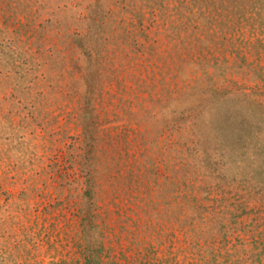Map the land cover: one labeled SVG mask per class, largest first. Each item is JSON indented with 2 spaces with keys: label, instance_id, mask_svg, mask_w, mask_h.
I'll return each instance as SVG.
<instances>
[{
  "label": "rangeland",
  "instance_id": "rangeland-1",
  "mask_svg": "<svg viewBox=\"0 0 264 264\" xmlns=\"http://www.w3.org/2000/svg\"><path fill=\"white\" fill-rule=\"evenodd\" d=\"M258 105L264 0H0V264H264Z\"/></svg>",
  "mask_w": 264,
  "mask_h": 264
},
{
  "label": "trees",
  "instance_id": "trees-1",
  "mask_svg": "<svg viewBox=\"0 0 264 264\" xmlns=\"http://www.w3.org/2000/svg\"><path fill=\"white\" fill-rule=\"evenodd\" d=\"M253 73L255 74L257 72L255 70H253ZM258 75H259V73H258ZM258 78L260 79V75L258 76ZM262 80H263V78H262ZM210 91H211L210 95L212 96L214 101H221V102L227 101V104H229V105H231L232 102L234 101L235 103L238 104V107H239V105L241 106V101H240L239 95H237L238 97H235V96L228 97L227 96V98H225L223 100L220 98L224 95L223 91H219V90L214 89V86L212 89H210ZM238 107L235 105V108H237V109H235L236 112L239 109ZM255 110H256V112H260V111L264 112V106L258 105V106H256ZM200 125L204 131L200 130V132H199L197 130V132L201 134L199 138H204V141L207 142L208 144H207L206 148H204L200 144H197L196 148H198V150L201 151V154L199 153L198 150H196V153L198 152L199 157H197L196 153H194L195 154L194 156L197 159L202 160V162L200 160V165L204 166V168L206 167L209 170H211L212 169V167H211L212 161L210 162V160L212 159V157H214L216 153H217V157L222 154V152H219L221 146H213L214 144H216V142L218 143L219 133L221 132V129L218 128L215 125V123H210V122L208 124L205 123L203 125H202V122H200ZM222 157H223V155H222ZM79 158H80V160L78 162V167H79L81 174L83 175V177L85 179L86 194L87 195L89 194V196H91L90 190L95 185V177H96L97 171L95 169V172H94L93 169H91L89 167L87 158H86V160L82 159L81 157H79Z\"/></svg>",
  "mask_w": 264,
  "mask_h": 264
}]
</instances>
